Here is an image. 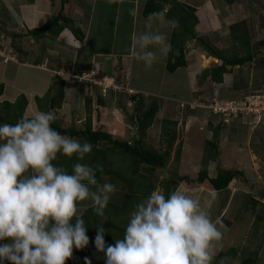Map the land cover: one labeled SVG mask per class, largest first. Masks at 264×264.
Masks as SVG:
<instances>
[{"label":"rangeland","instance_id":"1","mask_svg":"<svg viewBox=\"0 0 264 264\" xmlns=\"http://www.w3.org/2000/svg\"><path fill=\"white\" fill-rule=\"evenodd\" d=\"M16 1L18 0H1L0 3V84L4 83L6 85L4 95H2L0 101L12 100L11 102H14L13 100H16L21 93H24L26 97L28 96L30 98L28 99L27 97L28 104L25 116L32 117L38 112H45L37 104L36 96H43L57 75L61 78L64 76L58 73L56 74V71H52L51 69L50 64L55 66L59 60L56 57H52V54L55 53L54 51L52 52L48 47L49 52L45 49L44 44L50 43V39H35L31 35H27V33L32 29L41 27L56 14L60 8V0H56V5H53L52 0H36V5L34 6H22L20 3L16 5L14 4ZM122 1L124 3L119 2L118 4L117 0H89L86 4L85 0H69L65 6V16L73 19H84L87 24L91 21L89 27L91 31L89 44H87L85 49H76L75 51H79L81 56H87L86 53L89 50H98L101 53H105L116 47V49L129 53L131 44L133 43V36H139L144 32L162 33L166 36L167 42L170 44L175 25L173 21L165 18L163 21L166 22L161 25L155 24L154 21H146L144 19L146 17L143 16L144 4L140 5V20L138 22L137 20L134 21V16H132L134 13V9H132L133 4L127 3L126 0ZM178 1L193 6L191 3L202 0ZM254 1L253 6L246 8L239 1L234 3V5L237 4L236 7L233 5L227 7L224 0H206V6L203 9L199 8L201 11L197 12L201 17L200 20L205 25H203V29L206 30L203 31L200 27H197V33L200 36L207 37L215 48L219 50L224 48L225 50L229 49L232 45L229 26L244 21L251 36L252 46L255 51H260L259 56L250 67H228L230 72L224 75L223 83L216 86V96L213 95L214 91H210L206 87L203 88L206 92L204 96L206 99L211 100L215 96L213 104H204L207 106L206 108L214 107L216 103H218L216 105L219 107H224L227 105L226 103L231 101V103L235 104L226 106L224 108L226 111L224 112L215 111L218 107L211 108L212 113L221 114L212 118L214 122L212 123L213 128L222 119L227 125L226 129L219 134L218 138L214 136V131L208 127V118H211L208 114L210 113H204L205 110L199 108L201 104L195 103L194 101L198 99L196 94L202 88L199 84L197 72L221 64V61L202 50L197 39L186 43L185 53L188 65L186 68L177 69L175 72L168 71L166 68L168 54L161 55L158 46H156L149 49L157 53V60L150 68H146L143 61L131 55L129 58H124L127 65L124 64V61H119L116 67H111V62L107 66L102 62L103 64L101 63V66L96 67L98 71L107 74L104 76L105 78L100 77V74L97 75V73L83 74L89 78H92L89 76L92 75L93 79L97 80V83L101 80H105L107 83H115L116 79L109 80V78L113 76L111 73L116 74L121 77V81H124V84L128 83L129 86L131 85L132 89L146 96L157 97L163 103L164 109L158 115V121L150 129L144 141L148 146L158 148L161 137L160 120L166 117L178 121L175 126L178 139L168 162V170L190 176H195L201 168L205 167L208 168L210 174H216L218 168L239 169L245 172V178L239 181L236 180V184L233 183V186L225 191L215 192L208 185L188 187L181 184L177 188V190L196 199L200 203L201 208L209 214L210 218L213 221H218L217 227L223 236L220 241L214 242V256L211 264L217 263V254L221 251L228 252L234 247H243L248 244L251 248H258L257 244L260 243L262 245L264 242L263 223H261L263 226L260 225L257 236L249 241L250 235L254 233L253 225L256 221L255 215L251 211L248 212L245 210L248 192L256 194L258 197L264 195V101L261 98L263 97L264 99L262 91V88L264 89V0ZM69 3L74 6L77 4L76 7L79 9L80 5H82L83 7L81 8L83 10L85 9L87 16L85 13L83 16L79 15L80 12L77 9L79 17L76 18L73 10H71L74 8L70 9ZM169 6V4L165 5V8L169 9ZM238 7H242L244 10L242 11ZM247 10H250V13ZM231 12H234V14H231L225 21L221 14L228 15ZM221 20L223 22L225 21L224 24L220 23ZM211 21L217 24L219 23L218 25L221 24L223 27L214 35H205L210 34L208 32H211L213 29L210 26L212 24ZM87 24L85 27H88ZM3 28L8 32L22 34L24 37L15 40H12L13 38L7 35L4 37L1 32ZM62 33L59 35V40H71L68 37L72 33L70 28H65ZM12 43L16 46L26 48V50L30 48L28 51L33 52L31 60L26 54L24 58L20 57L19 51L15 50ZM256 43H258V47L255 46ZM261 43L263 44L261 45ZM51 47L56 51L61 50L60 55H64L66 52L70 53L74 49L72 46L64 47L65 50L61 47L54 48L53 44H51ZM136 50L139 51L138 48ZM36 54L37 59H34L33 57ZM32 60H35L37 64L31 62ZM45 62L46 64H43ZM48 65L49 67H47ZM64 70L68 73L74 72L77 74L74 71L75 69L73 70L72 68ZM48 77L51 79L46 80ZM63 79L68 81L66 86L67 98H65L60 109H55L57 112L56 115L54 111L51 112L56 118L63 121L66 126L77 127L79 123L76 122V119H79L78 121H81V124L86 119L85 95L80 92L84 89L81 87L83 83L79 84L77 80V82H74L75 79L73 78ZM79 85L80 87H77ZM204 85L208 87L209 84L205 83ZM257 91H259V95ZM128 92L135 93L133 91ZM252 94L258 96L255 98L260 99L258 101L246 102V98ZM96 99L95 101H97ZM187 103H191L190 107H192V111H190L191 114L189 116L192 114L193 116L187 118L182 114L180 115L178 111H173V104L185 109ZM127 105L130 112H132V104L128 103ZM237 107L240 108V111H238L239 109H235ZM232 109H235V111ZM111 110V112L103 113L102 116L101 111L94 112L95 127L106 129L110 132L113 131L118 139H131L133 137V130L128 131L125 127L119 129L121 124H124V119L127 116L126 111L121 108ZM114 120L117 121L116 124L113 123ZM106 121L113 123L114 127L111 124H106ZM214 137L215 140L217 139L220 151L217 160L211 157L213 148L207 145V140H214ZM170 177H173V175L168 171L158 176V178L155 177L157 188L163 193L165 191L164 183ZM107 182L116 184H114L116 186V197L112 198L118 201L123 199L127 192L126 186L118 180L108 179ZM212 192L214 194L208 197L207 195ZM204 196L205 198L203 199ZM131 212L122 216L118 215L119 217L115 219V222L121 226H125ZM221 217L231 221L232 224L230 225L220 221ZM111 233L116 234L114 237L123 236V234L120 235L116 231H111ZM111 233L107 232L106 236H111ZM261 240L263 242H260ZM261 256L263 259L258 264H264V245L261 250Z\"/></svg>","mask_w":264,"mask_h":264},{"label":"clouds","instance_id":"2","mask_svg":"<svg viewBox=\"0 0 264 264\" xmlns=\"http://www.w3.org/2000/svg\"><path fill=\"white\" fill-rule=\"evenodd\" d=\"M164 15L153 14L161 20ZM156 46L161 55L171 49L162 33L133 36V55L146 68L157 60L149 50ZM121 86L139 93L128 83ZM53 121L52 112L41 111L0 124V264H67L74 250L90 243L78 204L90 200L95 215L104 217L116 191L110 182L92 189L103 171L81 162L92 144L62 135ZM58 154L76 157L70 171L53 163ZM217 224L196 199L180 190L166 196L157 188L135 203L113 244L106 243L103 223L95 226L94 246L104 253V264H211L214 242L223 236Z\"/></svg>","mask_w":264,"mask_h":264},{"label":"trees","instance_id":"3","mask_svg":"<svg viewBox=\"0 0 264 264\" xmlns=\"http://www.w3.org/2000/svg\"><path fill=\"white\" fill-rule=\"evenodd\" d=\"M236 1L241 2L246 8L253 6L255 2L254 0H224V3L228 7ZM52 2L53 5H56V0H52ZM68 2L69 0H60L58 12L41 27L29 31L27 35H31L35 39L49 38L56 41L65 28H70L75 38L79 41H83L85 39V33L78 19H73L64 15L65 6ZM168 4L170 5L169 9H166L165 5ZM160 12L165 13L164 18L175 23L170 39L171 49L167 57L166 68L168 71L175 72L177 69L186 68L188 65L185 53L186 43L195 39L198 40L202 50L221 61V64L197 72L199 84L202 88L196 94L198 99L194 101L195 103L201 104L199 108H203V110H205L204 113H210L208 114L211 116V118H208V127L210 130L214 131V136L218 138L219 134L226 129V122L222 119L213 128L212 123L214 122L212 118L221 114L212 113L211 107L206 108L207 106L204 104L214 103V98L217 95L215 93L216 86L223 83L224 75L230 72L228 69L229 66H239V68L247 66L248 68L259 56L260 51H255L252 46L251 36L244 21L229 26L232 36V45L229 49L225 50L224 48L219 50L213 46L207 37L198 35L197 25L200 23V16L197 13L199 12L198 8L186 5L178 0L146 1L143 8L144 17L148 18L153 16L154 13ZM247 12L250 13V10H247ZM1 32L4 37L5 35L10 36V38L12 37V40L24 37L19 33L8 32L4 28ZM262 44L263 43H261V45ZM12 46L16 51L23 52L21 46H16L14 43H12ZM255 46L258 47V43H256ZM176 50L180 51V56L176 55ZM67 68L66 63L60 61L53 70L58 71ZM77 74L83 75L82 71L77 72ZM99 76L103 77L102 74ZM115 78L118 84H124L120 76L115 74ZM67 83V80L57 75L45 94L43 96H36L35 99L40 109H43L45 112L54 111L56 115L57 112L55 109H60L65 98H67ZM205 83L209 84V88L204 85ZM5 87L6 85L4 83L0 84V98L4 95ZM81 87L84 88L83 90L88 89L84 98L86 109V119L84 123L77 127H68L63 121L58 120V118L54 116L52 127L62 135L77 138L81 142L87 141L92 144V152L81 162L87 163L94 168L99 165L103 169L102 172L97 171L98 185L92 186L93 190H96L100 184L107 182L108 179H113L124 184L127 188V192L123 199L119 201L115 198H111L105 210L104 217L95 215L90 200L78 204L83 208V211L79 215L84 218L88 226L90 243L88 247L82 250H74L73 257L67 261V264H86V260H90L91 264H104V253L97 251L94 246V238L96 236L95 226L103 223L102 226L107 229L109 233H111V231H116L120 235L123 234L125 226L117 224L115 219L133 211L135 203H137L140 198L149 194L152 190L157 189L155 177L158 178V176L167 171L172 173L173 177H170L164 183V194L166 196L172 191H176L181 184L188 187L208 185L210 189L215 192L225 191L230 189L236 180L239 181L246 177L245 172L239 169L218 168L216 174H210L208 168L205 167L201 168L195 176L178 174L177 172L168 170V162L178 139V133L175 129L178 121L166 117L160 120L161 137L158 148H152L144 141L150 129L155 125L156 121H158V115L164 109L163 103H161L157 97L146 96L143 93H129L123 89H109L107 94H104L101 86L89 81L84 82ZM204 87L210 91H214L213 95L216 94L211 100L204 97L206 95L205 89H203ZM262 91L264 94L263 88ZM95 98H97V101H95ZM125 99H127V101H125ZM127 102L132 104V112H130ZM27 104L28 100L24 93H21L14 102L0 101V124H14L22 117H25ZM173 105V111H178L180 115L182 114L187 118L193 116V114L189 116L191 114L190 111H192V107H190L191 103H187L185 109H182L176 104ZM105 107L109 110L121 108L126 111V115L130 116L132 119V127H136L137 129L135 142L132 138L126 140L118 139L114 133H110L106 129L95 128L94 112H99L101 108ZM215 137L214 140H207V145L213 148L211 157L217 160L220 151ZM76 162L75 156L69 159L59 154L57 159L53 161L57 166H63L69 171L71 170L72 164ZM173 183L174 185H172ZM112 197H116V195H112ZM245 210L248 212L251 211L255 215L256 222L253 225L254 233L250 235L249 240L251 241L253 237L257 236L260 225H262L261 223L264 225V195L258 197L256 194L248 192ZM220 221L226 224H232L231 221L223 217L220 218ZM115 235V233H111V236L105 235L106 243L113 244L115 238H121V236L114 237ZM260 242H263V240ZM257 245L258 248H251L248 244L243 247H234L228 252L221 251L217 254L216 264H221V262H223V264H258L263 259L261 250L263 249L264 242L262 245L260 243Z\"/></svg>","mask_w":264,"mask_h":264},{"label":"crops","instance_id":"4","mask_svg":"<svg viewBox=\"0 0 264 264\" xmlns=\"http://www.w3.org/2000/svg\"><path fill=\"white\" fill-rule=\"evenodd\" d=\"M25 2V4H23L24 2ZM23 1H20V0H18V1H16V2H14V4H16V5H18L19 3H20V5H28V6H34V5H36V0H23ZM33 1V2H32ZM89 0H85V2H86V4H87V2H88ZM93 1H95V0H93ZM146 1L147 0H126V2L127 3H132L133 4V6H132V9H134V13L132 14V16H134L133 17V19H134V21H136L137 20V22L140 20V14H141V7H140V5H142V4H144L145 5V3H146ZM117 2H118V4H119V2L120 3H124V1H122V0H117ZM205 3H207L206 2V0H202V1H200V2H193V3H191L194 7H196V8H198V10H199V8L200 9H203L206 5H205ZM234 3H236V2H234ZM234 3L232 4L233 6H235L236 7V5L237 4H235L234 5ZM237 3H239V2H237ZM70 4V3H69ZM231 5V6H232ZM77 6V4L74 6L73 4H70L69 5V8L71 9V8H74L75 9V11H74V9H71V10H73V14H74V16H76V18H78L79 17V15H84V13H85V15L87 16V13L85 12V9L83 10V8H81V7H83L82 5H80V9L79 8H77L76 7ZM230 6V7H231ZM79 10V12H80V14L78 15V10ZM238 9H242V7L240 8V7H238ZM233 10V9H232ZM244 9H242V11H243ZM121 11V10H120ZM199 11H201V10H199ZM122 12V11H121ZM221 13V12H220ZM231 14H234V12H231L230 14H228V15H224V14H221L222 15V18H224V20L226 21L227 20V18L231 15ZM144 18V17H143ZM151 18V19H150ZM80 19V18H79ZM78 19V21L80 22V25H81V28H82V30L84 31V33H85V39L83 40V41H79V40H77L76 38H74V36H73V34L71 33L68 37L71 39V40H68V41H61V40H59L60 38L58 37V39L56 40V41H54V40H51L50 39V43H46V44H44L45 45V49H46V51L47 52H49L48 51V48L53 52H55V53H51L52 54V57L53 58H57L58 60H59V62L60 61H62V62H64V63H66V65H67V67L68 68H72L74 71H76V72H81L82 71V73L83 74H93V73H97V75H99V74H102L103 75V78H105L104 76H106L107 74H105L104 72H102V71H98L97 69H96V67H99V66H101V63L103 62L106 66H107V64L109 63V62H111V67H116V64H117V62H119V61H124L125 63V65H127L126 64V60L124 59V58H129V56H131V55H133V51H132V44H131V48H130V50H129V53H126V52H123V51H121L120 49H116V47H114V48H112V50H109V52H105V53H101L100 51H98V50H89V52H87L86 53V55L87 56H81L80 55V53H79V51H75L76 49H79V50H83V49H85L86 47H87V44H89V39H90V35H91V31H90V22H89V24H87L86 23V21L84 20V19H80L79 20ZM146 21H154L155 22V24H157V25H161V24H164L166 21H163V19H165V18H163L162 20H161V18L159 17V16H151V17H148V18H144ZM200 19H201V17H200ZM224 21V22H225ZM218 22H219V20H218ZM224 22H223V20H221L220 21V23L221 24H224ZM211 27H213V29L211 30V32H208V33H210V34H205V35H214L216 32H218L222 27H223V25H218L217 23H215V22H213V21H211ZM88 25V27H85V25ZM203 25H204V23H202V21L200 20V23L197 25V27H200L201 28V30H203V31H206V30H204L203 29ZM217 25V26H216ZM205 26V25H204ZM216 26V27H215ZM219 26V27H218ZM163 27V26H162ZM200 28H199V30H200ZM210 31V30H209ZM201 33H203V32H201ZM63 34V33H62ZM66 36V35H65ZM67 37V36H66ZM215 37V36H214ZM50 44V45H49ZM51 44H53V46H54V48L55 47H61L63 50H65L64 49V47H67V46H72V48L74 47V49L72 50V51H70V53H65L64 55H60L61 54V50H59V51H56L55 49H53V47H51ZM58 44H59V46H58ZM48 47V48H47ZM23 48V52H18L19 53V56L20 57H23L24 58V56H25V54L27 55V57H29V59L31 60V58H32V51H28V50H30V48L28 49V50H26V48H24V47H22ZM36 53H38V52H36ZM34 59H37V54L33 57ZM26 59H28V58H26ZM86 61V62H85ZM134 61V60H133ZM31 62H33V63H35V64H37L36 63V61L35 60H32ZM58 62V63H59ZM67 62H68V64H67ZM135 62V61H134ZM58 63H57V65H58ZM102 63V64H103ZM136 63V62H135ZM43 64H46V62L45 63H43ZM57 65H55V66H52L51 64H50V66H51V69H52V71H53V68H55V67H57ZM47 67H49V65L47 66ZM53 67V68H52ZM64 67H66V66H64ZM75 67V68H74ZM79 67V68H78ZM48 70V69H47ZM104 73V74H103ZM53 74V73H52ZM51 75V74H50ZM111 75H113L111 78H109V80H113V79H115V75L113 74V73H111ZM50 77H48L46 80H50L49 79ZM49 84V83H48ZM77 87H80V86H77ZM130 87H131V85H130ZM135 90V89H134ZM80 92H82V93H84V95L86 94V89L85 90H82V91H80ZM87 92H88V90H87ZM90 93V92H89ZM73 95V94H72ZM28 97V96H27ZM28 99H30L29 97H28ZM7 101V100H6ZM12 101V100H11ZM14 101V100H13ZM101 116L103 115V113H105V112H111V110H109V109H107L106 107L105 108H101ZM26 113H27V111H26ZM59 120V119H58ZM79 119H76V122H78L79 123V125L81 124V121L79 122L78 121ZM108 120V119H107ZM113 123H117V121L116 120H114L113 121ZM113 123H111V122H109V121H106V124H111L113 127H114V124ZM119 126V125H118ZM71 127H73V126H71ZM123 127H125V128H127L128 129V131L130 130V131H132L133 130V127H132V119H131V117L130 116H126L125 117V119H124V124L122 123L121 124V127H119V129L121 128H123ZM95 128H97V127H95ZM110 132V131H109ZM110 133H113V131H111ZM133 133V132H132ZM115 184V183H114ZM116 185V184H115ZM211 194H214L213 192L212 193H209L207 196L208 197H211ZM113 195H116V191H115V193L113 194ZM196 197H198L197 195H195ZM205 198V196L203 197V199ZM202 201V200H201ZM200 201V202H201ZM83 211V208L82 207H80V205H78V214H81V212Z\"/></svg>","mask_w":264,"mask_h":264},{"label":"built area","instance_id":"5","mask_svg":"<svg viewBox=\"0 0 264 264\" xmlns=\"http://www.w3.org/2000/svg\"><path fill=\"white\" fill-rule=\"evenodd\" d=\"M68 71H70V70H68ZM71 72H73V71H71ZM60 74V75H62V76H64L63 78H73V79H75V81L77 80L78 82H79V84H81V83H84V82H86V81H89V82H92V83H94V84H97V85H99V86H102V89H103V92L105 93L109 88H111V87H113V88H115V89H120V88H122V86L121 85H119L117 82H115V83H107L105 80H101V79H98V80H101V81H99L98 83H97V80H95V79H93V76L92 75H89L90 77H92V78H89V77H86L85 75H78V74H75L74 72L73 73H68L67 71H65L64 69H61V70H58V71H56V74ZM93 74H95V73H93ZM59 76V75H58ZM76 81V82H77ZM123 89V88H122ZM255 97H258V96H255V94H252V95H250V97H247L246 98V102H251V101H258L260 98H255ZM262 98V100L264 101V99H263V97H261ZM232 102V101H231ZM231 102H228V103H226L227 105H225L224 107H219L218 105H216V104H218V103H216V104H214L215 106L213 107H211V108H216V107H218V109H216L215 111H218V112H224V111H226L224 108L226 107V106H228V105H235V104H233V103H231ZM230 103V104H229ZM231 107V106H230ZM234 107V106H233ZM232 108V107H231ZM235 109H239L238 111H240V108H235ZM235 109H232V110H234L235 111ZM254 112V111H253Z\"/></svg>","mask_w":264,"mask_h":264},{"label":"water","instance_id":"6","mask_svg":"<svg viewBox=\"0 0 264 264\" xmlns=\"http://www.w3.org/2000/svg\"><path fill=\"white\" fill-rule=\"evenodd\" d=\"M176 54H177V56H180L181 53H180L179 50H176ZM132 132H133V137L132 138H133V141L135 142L136 141L137 129L134 128Z\"/></svg>","mask_w":264,"mask_h":264}]
</instances>
